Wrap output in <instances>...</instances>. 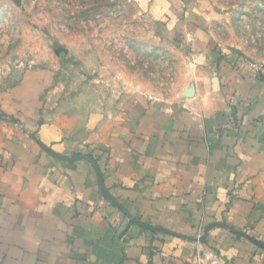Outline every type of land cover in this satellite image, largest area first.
<instances>
[{"label": "crops", "instance_id": "1", "mask_svg": "<svg viewBox=\"0 0 264 264\" xmlns=\"http://www.w3.org/2000/svg\"><path fill=\"white\" fill-rule=\"evenodd\" d=\"M201 1L144 0L205 36L188 98L75 112L41 72L0 92V264H264V80Z\"/></svg>", "mask_w": 264, "mask_h": 264}, {"label": "rangeland", "instance_id": "2", "mask_svg": "<svg viewBox=\"0 0 264 264\" xmlns=\"http://www.w3.org/2000/svg\"><path fill=\"white\" fill-rule=\"evenodd\" d=\"M195 9L216 46L264 67V0H202ZM170 16L144 0H0V92L41 72L75 112L112 109L132 92L161 104L188 98L205 36L169 29Z\"/></svg>", "mask_w": 264, "mask_h": 264}, {"label": "built area", "instance_id": "3", "mask_svg": "<svg viewBox=\"0 0 264 264\" xmlns=\"http://www.w3.org/2000/svg\"><path fill=\"white\" fill-rule=\"evenodd\" d=\"M251 68L256 72V74H258V76H260L264 80V67L263 66L253 64L251 65Z\"/></svg>", "mask_w": 264, "mask_h": 264}]
</instances>
